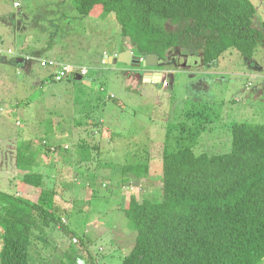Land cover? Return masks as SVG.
I'll return each mask as SVG.
<instances>
[{"label":"rangeland","instance_id":"374dc122","mask_svg":"<svg viewBox=\"0 0 264 264\" xmlns=\"http://www.w3.org/2000/svg\"><path fill=\"white\" fill-rule=\"evenodd\" d=\"M74 1L0 0V37L3 39V42L0 40V50L13 47L16 48L13 53L27 60L34 54L38 61L49 58L88 70L79 82L64 80L55 83L47 77L48 70L41 69L39 75H35L30 69L18 72L11 65L0 62V192L16 195L22 190L21 175L15 167L16 148L24 139L35 138L37 142L47 131V125L53 126L60 151L56 155L43 152L46 159H50L43 161L45 165L52 163L56 167V162L52 161L64 154L59 164L71 167L69 150L82 138L87 139L92 147L98 145V150L93 153L102 164L139 160L142 164L148 163L149 177L137 185H122L120 167L101 168L97 179L89 178L94 189L99 190L100 197H105L104 189L114 186L117 189L122 187L121 197L133 193L142 201L160 198L163 154L166 149L178 150L180 144L179 130H172L168 144L166 133L170 126L186 121L188 111L195 107L199 109L198 105L213 104V110L208 112L211 120L208 130L202 133L194 147L197 155L229 153L232 148L231 126L234 124H264V81L254 79L249 87V79L243 74L251 59L241 57L234 50L220 59L229 72V83L207 81L210 75L206 74L202 64V52L174 49L167 58L159 60L156 68L135 69L107 63L105 57H115L122 49L132 51L131 42L122 38L114 15L103 18L99 16L100 8H95L90 15L81 16ZM251 1L264 14V0ZM18 2L19 7L15 5ZM6 56L13 58L8 53ZM145 71L151 74L160 71L162 85L145 82L142 76ZM257 90L261 92L258 97ZM100 97L103 100L99 103ZM103 105L114 109L107 113L102 109ZM102 117L105 122L100 119ZM101 122L116 126L118 137L127 142L121 141L117 147L103 144L100 137L93 138L95 124ZM128 123H134L136 131L147 132L149 140L125 134ZM96 134L97 129L93 135ZM114 170L110 177L109 171L113 173ZM75 178L74 172L60 178L65 180L64 191L55 193V201L62 222L54 229H48L49 234L42 241H37V247L32 248L31 264L67 262L65 254L71 245L81 252L79 238L71 233L83 236L84 223V244L90 248L95 262L121 264L123 257L133 249L137 236V232L127 226L122 214L116 211L121 198L113 194L107 202L106 197L95 200L91 187L74 189ZM60 195L64 201L58 197ZM62 210L68 212L63 214ZM1 249L0 238V252Z\"/></svg>","mask_w":264,"mask_h":264},{"label":"trees","instance_id":"16d2710c","mask_svg":"<svg viewBox=\"0 0 264 264\" xmlns=\"http://www.w3.org/2000/svg\"><path fill=\"white\" fill-rule=\"evenodd\" d=\"M74 2L81 16L90 15L95 8H100L99 16L103 18L114 15L122 38L131 42L134 54H154L161 60L174 49L202 52L206 65L232 50L252 59L259 42L264 40V32L256 27L257 9L251 0ZM0 40L3 42L1 37ZM15 49H4L0 62L18 72L30 69L39 75L44 68L35 55H29L31 58L27 60L20 54L10 53ZM6 53L13 58L8 59ZM47 77L57 83L52 80L50 70ZM65 81L80 80H75L74 75ZM101 100L102 97L98 98L99 103ZM198 107L185 113L186 121L167 130L166 144L172 130L180 131V144L178 150L166 149L163 154L162 194L158 199L141 201L133 193L123 198L122 187L114 186L104 189L107 198L104 199L89 182L90 177L98 178L97 169L120 167L122 185H137L149 177L148 163L127 160L102 164L93 153L98 145L92 147L83 138L75 141L69 150V155L75 157L76 182L82 184V189L92 188L95 200L103 198L107 202L113 194L121 198L116 211L137 232L135 245L121 264H264V124H234L229 153L197 155L194 147L208 130L211 123L208 112L213 110L211 104ZM46 128L39 142L35 138L25 139L16 149L23 186L20 195L0 192V264H31L32 248L37 247V241H42L49 234L48 229L62 222L55 201L56 191L48 183L53 178L40 170L42 165L38 161L40 153L45 160L43 152L60 151L53 126ZM65 212L68 211L62 210ZM85 229L86 223L83 236L71 233L79 238L76 239L81 252L71 245L65 254L67 262L60 264H97L90 248L84 244Z\"/></svg>","mask_w":264,"mask_h":264},{"label":"crops","instance_id":"0c3cea01","mask_svg":"<svg viewBox=\"0 0 264 264\" xmlns=\"http://www.w3.org/2000/svg\"><path fill=\"white\" fill-rule=\"evenodd\" d=\"M259 12H261V11L260 10L259 11L257 10L256 19H255L256 20V27L259 28L260 30H262L264 32V14L262 12L261 13H259ZM1 53H2V50H0V54ZM110 56L112 57V55H110ZM254 56L251 59V62H250L251 64L250 65H247V67H246L247 69H245L246 71H245V73H243V74H246L245 76L249 79V82L247 84V86H249V87H251L253 85V83H251L250 81H253L254 79H260L261 81H264V40H262V41L259 42L257 51H256V53H255ZM201 58H202V62H203V56L202 55H201ZM202 64L204 65V69L207 72L206 74L207 75H210V76H208L207 81H210L211 83H214V82L229 83L231 81V79H229L227 77V75H228L227 73H229V72H227L224 69V67L222 66V61L221 60L215 61V62H213V63H211L209 65H206L204 62ZM249 66H250V69H249ZM211 68H213L214 70H211ZM143 73L144 74L142 76H143L145 82H154V83H156V81H155L156 80V76L153 73L152 74L151 73H147L146 71L143 72ZM198 75H200L199 72H198ZM147 76L152 77L154 79V81H152V80L150 81V78H147ZM203 77H205V75ZM199 80H203V78H199ZM263 84H264V82H263ZM159 85L161 86L162 84L160 83ZM247 86H246V88H247ZM259 94H261V92L259 90H257L256 96L258 97ZM209 104H211L212 107H213V104L212 103H209ZM102 109L104 111L106 110L107 113H108V111L111 112L114 108L113 107H110V106H107V105H103L102 106ZM0 110H2V108H0ZM115 117H117V116L115 115ZM100 119L104 121L103 117L100 118ZM117 119H118V117H117ZM98 124H99L98 125V128H95V129H97L96 136L93 135V133L95 132V129H93V131H92V137L93 138H99L100 137L101 138V142L103 144H107V145L109 144L110 146H117V147H120L121 141L127 142L125 138H119L118 137V134L119 133L117 131H115V130H117V128H115L116 126L115 127H112V124L110 126L107 123H105L106 124L105 125L103 122L98 123ZM126 127L128 129L126 130L127 133H125V134H128V136L133 137V138H137V137H139V138L144 137L145 138V137H147V139L149 140V136H147V134H148L147 132L146 133L145 132L144 133H141V131L134 130L135 129L134 123H132V124L131 123H128V125ZM106 129L109 131L108 133H107ZM89 136H91V135L89 134ZM148 142H151V141H148ZM134 144H136V143H134ZM55 155H52V157L54 158ZM46 156L47 155H44L45 160H50V159H46ZM41 157H42V153H40L39 156H38V161L39 162L41 161V165H42V167L40 168V170L47 177H52L53 178L52 180H48V183H50V185L52 187L54 185L55 191L60 194L61 191H64V189H62V188H63V184L65 183V180L60 179V178L62 176H70L71 175V172L76 173V168L77 167L75 168V164H74L75 157H74V155L71 156L72 157V163H73V165L70 164L71 167H66L67 166L66 164H64V165L63 164H61V165L59 164L60 160L63 159V155L62 154H60V157L59 158H55V160L52 161V162H56V165H57L56 167H52L51 166L52 163L50 164V166L45 165L43 163L44 160H42ZM117 157L120 158V156H117ZM15 167H16V171H17L18 169H17V164H16V155H15ZM68 169H70L71 171H69ZM100 170H102V169L100 168ZM18 171L21 172L20 170H18ZM99 173H101V172L97 169V175ZM110 174L112 175L113 173L109 171V175ZM14 177H17V176L14 175ZM77 188L78 189L79 188H82V184L80 182L77 183V186L74 189H77ZM19 192L20 191H18L16 195H18ZM66 192L67 191H65L63 193V195ZM69 192H71V191H69ZM87 193H89V192L87 191ZM58 197L62 201H64V199L61 197V195L58 196Z\"/></svg>","mask_w":264,"mask_h":264},{"label":"water","instance_id":"95a60500","mask_svg":"<svg viewBox=\"0 0 264 264\" xmlns=\"http://www.w3.org/2000/svg\"><path fill=\"white\" fill-rule=\"evenodd\" d=\"M159 56L157 55H136L132 51H123L120 52L117 56L115 57H105V62L111 63V64H123L126 66H129L131 68L135 69H142V68H156L159 66ZM144 74V73H143ZM142 74V75H143ZM156 76V83L161 82L162 78V73L160 71H157L154 73ZM147 78H151L147 76ZM83 77L79 74L75 75V80H82Z\"/></svg>","mask_w":264,"mask_h":264},{"label":"built area","instance_id":"2783aa9c","mask_svg":"<svg viewBox=\"0 0 264 264\" xmlns=\"http://www.w3.org/2000/svg\"><path fill=\"white\" fill-rule=\"evenodd\" d=\"M15 5L19 7L20 2L16 3ZM10 53L13 54L12 51H10ZM38 62L39 63L41 62L40 64L42 68L50 70L52 80L56 82L64 81L68 79L70 76H74L75 73H79L82 76H86L88 74V70L86 68H78L68 63L58 62L57 60L54 59H45L42 61L40 60ZM165 85H167V83H165Z\"/></svg>","mask_w":264,"mask_h":264},{"label":"clouds","instance_id":"9594fccd","mask_svg":"<svg viewBox=\"0 0 264 264\" xmlns=\"http://www.w3.org/2000/svg\"><path fill=\"white\" fill-rule=\"evenodd\" d=\"M130 51H131V50H130ZM140 56H141V55H140ZM76 74H79V73H75V75H76ZM79 75H81V74H79ZM81 76H82V75H81ZM82 77H84V76H82Z\"/></svg>","mask_w":264,"mask_h":264}]
</instances>
